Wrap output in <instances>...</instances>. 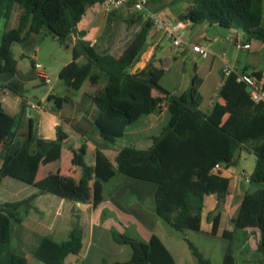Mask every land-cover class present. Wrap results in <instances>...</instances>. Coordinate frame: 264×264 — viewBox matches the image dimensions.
<instances>
[{
  "label": "trees",
  "instance_id": "16d2710c",
  "mask_svg": "<svg viewBox=\"0 0 264 264\" xmlns=\"http://www.w3.org/2000/svg\"><path fill=\"white\" fill-rule=\"evenodd\" d=\"M175 1L190 3L177 21L193 25L206 22L233 29L240 32L245 41L256 40L264 44V0ZM103 2L0 0V24L5 23L0 27V73L9 74L16 70L11 52L14 44H22L28 37L39 34L51 35L60 44H65L73 36L72 59L62 67L58 79L71 91H78L86 80L89 81L93 88L90 98L99 111L93 127L104 143L114 144L138 118L160 110L162 105L169 115L167 124L151 138V145L145 150L125 146L113 161L97 150L94 164L87 166L83 163L84 150L81 149L72 161L80 168V181L71 200L74 203L91 201L96 207L102 202L103 183L121 175L156 187L153 212L170 228L177 232H198L204 199L214 195L216 207L209 219L211 234L215 235L228 179L215 173L214 167L218 163L225 167L234 166L236 152L245 148L255 155L250 184L263 187L243 195L236 212L235 228L258 230L256 251L264 261V103L252 102L246 87L237 83L232 74L222 77L219 96L226 99L225 104L215 105L211 114L205 115L199 110L201 99L197 88L200 80L197 76L191 79L186 91L173 95L160 86L164 70L156 67L153 60L141 71L131 73L150 35L151 25L141 14L135 13L128 23L139 24L140 28L120 55L101 51L99 44L107 42L118 10L107 14L103 31L93 44L83 40L86 33L78 31L77 25L89 7ZM18 9L17 26L6 28L12 13ZM79 58L84 59L82 64L77 62ZM242 73L264 78L262 72L254 69H244ZM52 99L59 108L69 97ZM223 113L230 116L224 129L218 125ZM15 138L16 120L6 114L0 104V180L11 178L33 186L40 194L60 195L58 174H49L38 182L34 176L39 159L50 162L59 157L65 135L57 130L55 140H45L33 134L30 124L23 142L10 152L9 147ZM36 196L0 204V264H28L26 252L42 264H64L68 255H78L82 250V230L77 223L64 242L57 243L34 233H30L32 241H27L29 232L21 224L24 212L31 207ZM111 237L117 244L128 245L132 250L130 260L114 264H175L155 235L148 241L116 232H112ZM185 241L197 264H211L191 242ZM221 264H235L229 249Z\"/></svg>",
  "mask_w": 264,
  "mask_h": 264
},
{
  "label": "crops",
  "instance_id": "0c3cea01",
  "mask_svg": "<svg viewBox=\"0 0 264 264\" xmlns=\"http://www.w3.org/2000/svg\"><path fill=\"white\" fill-rule=\"evenodd\" d=\"M189 7L190 3L187 1L149 0V9L166 20L177 21L179 15L185 13ZM102 10L101 4L89 7L77 25L78 31L86 33L83 40L91 44L103 31L104 25L101 29L98 26ZM19 13V9L12 13L11 18L15 16L14 26L10 27L7 23L6 28L10 29L17 26ZM106 17L107 14L103 19L104 22ZM185 31L190 34L188 36L189 41L184 46L193 59L195 56L199 58L194 61L192 78L197 76L200 80L197 88V93L201 99L199 110L205 115H210L215 105L223 106L225 104L226 99L219 96V90L223 83L221 69L225 61L231 63L237 72H242L244 69H249V71L254 69L264 75L263 43L256 40L245 41L242 34L236 30L223 29L217 25H209L206 22L195 25L186 24ZM238 36L248 45V49L240 50L246 54L245 56L232 60L230 52L234 44L227 43L226 38ZM38 37V35L30 36L20 45V58H24L28 54L27 49L29 47H32V49L35 47ZM150 37L152 39L150 38L149 43L145 44L140 54L141 62L134 64L131 73L141 71L150 60H153L156 67L164 70L161 81L167 75V70L162 67V59L156 58V51L160 48L162 36L159 33L152 32ZM207 40H212L209 45L210 55L207 58H200L199 55L192 52L191 47L202 44ZM74 43L75 38L72 36L67 41L66 46V49H71V53L68 55V60L59 68L58 74L62 67L71 61ZM13 46L11 47L12 55ZM99 46L101 51L107 52L110 45L102 43ZM209 57L211 58V65L209 70L205 71V65L200 60H208ZM13 58L16 61L15 72L0 73V104L4 112L16 120V138L9 147L10 152L15 151L17 145L23 142L30 124L33 134L45 140H55L57 130L65 135L59 157L50 162H46L43 158L39 159L36 163L34 176L35 182H38L49 174H58L60 176V195L40 194L33 186L24 185L11 178L0 180V204L26 200L37 194L31 203V207L24 212L21 224V227L29 232L28 237H26L27 241H32L30 233H34L48 237L57 243L64 242L77 223L82 230V250L78 255H68L64 260V264H114L130 260L132 256L131 248L128 245L114 242L111 233L128 235V231L133 229L140 237L138 239L143 241H148L152 235L158 237L172 256L170 249L163 241L162 237L165 238V236L161 235L163 234L162 230H156V222L153 219L155 216L153 208L156 191L154 185L116 175L108 182L103 183L102 202L98 206L93 207L91 201L74 203L71 200V195L80 181V168L74 165L72 161L75 155H79L81 149L84 150L83 163L87 166L94 164L97 150L110 161H113L118 151L125 146L145 150L150 147L151 138L157 136L169 120L166 107L162 105L160 110L141 116L126 128L122 138L117 139L114 144L108 145L100 139L93 127V120L99 111L90 98L93 93L90 83L84 89L87 80L78 91L69 90L60 81L59 91L54 94V88L49 92L48 87L37 78L36 71L33 68L30 70L22 69L20 60L18 61L14 55ZM215 60L219 67L220 76L218 78L215 77L212 71ZM77 62L82 64L84 59L79 58ZM209 87H212L210 95L206 92ZM176 88L170 93L180 95L186 91L182 85H178ZM25 92L42 93L40 97L34 96L35 101H29L23 95ZM54 97H69V99L67 102H62L59 108L56 106L53 108L48 103L53 102L54 104V99H52ZM31 104H44L45 108L41 111L31 110L29 107ZM229 119V114L223 113L219 119V127L224 129ZM238 152L239 159H244L245 154H252L255 158V155L245 148ZM234 161L237 164L235 157ZM251 172L247 174H251ZM220 175L228 179V186L225 201L221 207L217 233L215 235L211 234V221L209 219L210 213L216 207L214 195L205 197L200 230L195 233L212 236L220 234L228 239L230 243L228 249L234 257L235 264H264L256 251L259 240L258 230L235 228L236 212L240 206L241 198L246 192H252L263 187V185L245 183L241 178V172L239 173L234 166L225 168ZM147 201L151 204L148 211L143 210V206H141V202L146 203ZM168 243L171 248L175 247L171 241ZM231 246L233 250H231ZM25 257L28 264H42L29 252L25 253Z\"/></svg>",
  "mask_w": 264,
  "mask_h": 264
},
{
  "label": "rangeland",
  "instance_id": "374dc122",
  "mask_svg": "<svg viewBox=\"0 0 264 264\" xmlns=\"http://www.w3.org/2000/svg\"><path fill=\"white\" fill-rule=\"evenodd\" d=\"M108 14L102 10L100 16V29L103 27L105 22L103 21L105 15ZM15 15V14H14ZM116 18L113 22L110 36L106 43L109 44V49L107 52L113 54L114 56H119L122 52V49L126 46V44L131 40L134 33L137 32L140 28L139 24H129L128 20L132 15H135V12L125 6L121 9H118V13L116 14ZM135 17V16H134ZM15 16L11 18L8 22L10 27L14 26ZM4 21L1 22L0 27L4 26ZM2 25V26H1ZM198 27V26H196ZM151 34V32H150ZM187 36L184 38V42L187 43L188 36L190 33H187ZM38 39L35 43V47L38 48L36 53L37 61L42 65L45 72L49 75L51 81V87L54 88V94L56 91H59L60 88V80L58 77V70L64 64L66 60H68V55L71 53V49H66L67 43L60 44L54 37L48 34H39ZM150 38L148 37L147 42L149 43ZM19 43L14 44L13 46V55L20 62V67L25 70H30L33 68V61L30 58L32 47L27 49V55L24 58L19 57L20 51ZM184 52V54H183ZM246 54L233 45V49L230 52V56L232 60H235L237 57L245 56ZM156 58L162 59V67L167 70V75L160 81V86H162L168 92L172 90H176L178 85H182L185 90H187L191 83L192 71L194 61L199 59L196 56L192 57L189 51L185 46L177 48L171 44V42L162 37L160 48L156 51ZM201 58V57H200ZM210 57L208 60H200L203 61L205 67L204 70L208 71L209 66L211 65ZM193 60V61H192ZM158 63V61H156ZM218 64L215 60L212 71L216 78L219 75ZM88 81V80H87ZM89 81L84 85V89L89 86ZM212 87H209L206 91L208 95L211 94ZM175 92V91H174ZM42 92H25L23 93L24 97L29 101H35L34 96L40 97ZM50 106L55 108V104L53 102L48 103ZM244 149V148H242ZM242 149L238 150L241 151ZM236 152L235 159L237 160V164L234 165V168L240 173L245 172L249 173L252 171L254 166L255 158L254 156L245 154L244 159L238 158L239 152ZM89 160V159H88ZM17 181V180H16ZM19 182V181H18ZM21 183V182H20ZM150 201V200H149ZM147 201L146 203L141 202V206H143V210H149L151 204ZM156 222V230L161 229L162 236L164 235L163 241L166 246L170 249L173 259L176 264H197L196 259L193 257L190 249L188 248L187 242H191L197 250L203 255V258L209 260L211 264H221L222 258L226 250L229 248L228 239L224 238L220 234L217 236L212 235H201L196 234L193 231H184L177 232L170 228L167 224H165L160 218L156 215L153 218ZM152 221V217H151ZM159 232V231H158ZM128 235L134 238H140L136 231L133 229L132 231H128ZM172 242L174 244V248L170 247L168 242ZM12 246H15L14 242H12ZM233 250V247H230Z\"/></svg>",
  "mask_w": 264,
  "mask_h": 264
},
{
  "label": "built area",
  "instance_id": "2783aa9c",
  "mask_svg": "<svg viewBox=\"0 0 264 264\" xmlns=\"http://www.w3.org/2000/svg\"><path fill=\"white\" fill-rule=\"evenodd\" d=\"M149 0H104L101 4L103 11L109 13L114 10H118L125 6H130L135 13H139L143 16L144 20L149 21L151 28L150 32L161 34L162 37L167 38L171 44L177 48L183 47L186 43L184 38L186 35V24L181 21L166 20L160 17L157 13L149 9ZM227 43H233L238 50L248 49V45L245 44L240 37L226 38ZM212 40H207L202 44L193 45L191 50L193 53L199 55L202 58H207L210 55L209 45ZM38 51L37 47L32 49L30 58L33 61V69L36 71L37 78L41 80L47 87L48 91H52L51 81L49 75L45 72L42 65L37 61L36 53ZM141 62L140 56L136 61V64ZM235 75V80L237 83H241L246 87L249 97L254 103H264V78L257 79L252 73H242L237 72L231 63L224 62L221 75L223 78H227L230 75ZM31 110L41 111L45 108L44 104H31L29 105ZM225 167L224 164L218 163L214 167V172L221 174ZM241 178L247 184H250V174L245 172L241 173Z\"/></svg>",
  "mask_w": 264,
  "mask_h": 264
}]
</instances>
